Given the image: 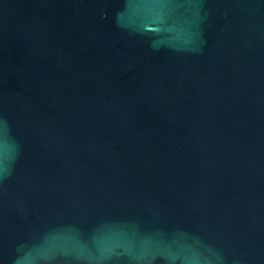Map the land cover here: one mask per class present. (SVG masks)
Masks as SVG:
<instances>
[{
  "label": "water",
  "instance_id": "obj_1",
  "mask_svg": "<svg viewBox=\"0 0 264 264\" xmlns=\"http://www.w3.org/2000/svg\"><path fill=\"white\" fill-rule=\"evenodd\" d=\"M0 264H264V0H0Z\"/></svg>",
  "mask_w": 264,
  "mask_h": 264
}]
</instances>
